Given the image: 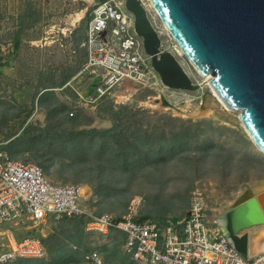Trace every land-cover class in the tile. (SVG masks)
Returning a JSON list of instances; mask_svg holds the SVG:
<instances>
[{
    "label": "rangeland",
    "instance_id": "rangeland-1",
    "mask_svg": "<svg viewBox=\"0 0 264 264\" xmlns=\"http://www.w3.org/2000/svg\"><path fill=\"white\" fill-rule=\"evenodd\" d=\"M98 1L0 0V147L9 136L24 135L10 154L40 164L52 181L88 185V214L122 216L137 196L140 217L176 220L198 191L210 214L223 216L240 193L264 179V154L247 134L240 110L227 109L214 95L209 79L180 53L148 0L143 2L163 49L203 84L174 91L125 83L95 105H80L72 88L64 87L85 61L81 42ZM86 81L82 74L74 84ZM45 91L53 94L40 100ZM61 103L68 108L62 110ZM111 104L114 110L127 108L117 116ZM120 154L128 156V163ZM12 226L18 238L44 240L47 250L45 257L16 264H91L85 258L91 250H98L105 264H151L132 258L121 231L87 230L84 217L37 223L23 218ZM5 248L1 235L0 251Z\"/></svg>",
    "mask_w": 264,
    "mask_h": 264
},
{
    "label": "built area",
    "instance_id": "built-area-1",
    "mask_svg": "<svg viewBox=\"0 0 264 264\" xmlns=\"http://www.w3.org/2000/svg\"><path fill=\"white\" fill-rule=\"evenodd\" d=\"M81 47L85 49L86 59L64 85L72 88L80 105H95L111 98L115 89L125 83L131 87L151 83L167 87L153 67L125 0H100L93 5ZM82 74L87 77L86 84L75 86L74 81ZM2 95L0 85V99ZM89 192L90 187L83 183L50 180L40 164L15 159L0 147V236L6 238V248L0 251V264L45 257L43 241L36 236L18 238L12 224L23 218L37 223L50 217H84L87 230L103 233L119 230L124 234L125 250L140 262L264 264V251L246 255L234 246L220 223L222 216L210 214L198 191H194L182 218L168 217L164 221L140 217L141 199L137 196L122 216L108 212L88 214L84 202ZM85 258L91 264H105L98 250L89 251Z\"/></svg>",
    "mask_w": 264,
    "mask_h": 264
},
{
    "label": "water",
    "instance_id": "water-1",
    "mask_svg": "<svg viewBox=\"0 0 264 264\" xmlns=\"http://www.w3.org/2000/svg\"><path fill=\"white\" fill-rule=\"evenodd\" d=\"M154 11L191 67L210 80L264 154V0H150ZM162 83L195 90L201 83L168 49L142 0H125ZM226 234L246 255L250 229L264 225V179L248 186L221 217Z\"/></svg>",
    "mask_w": 264,
    "mask_h": 264
},
{
    "label": "bare ground",
    "instance_id": "bare-ground-1",
    "mask_svg": "<svg viewBox=\"0 0 264 264\" xmlns=\"http://www.w3.org/2000/svg\"><path fill=\"white\" fill-rule=\"evenodd\" d=\"M148 5L150 8H152V10L154 11L151 1L148 0ZM154 13L156 14V12L154 11ZM157 15V14H156ZM180 51V50H179ZM181 53V51H180ZM204 79H209V85L212 88L214 95L217 96V98L223 103V100L219 97V95L216 93V91L214 90V88L211 86L210 84V80L213 78V75H204L202 76ZM198 82L201 83V85L203 84V81H199ZM228 109V107H226ZM229 205H234V203H230ZM224 218L220 219V223L221 225L224 224ZM250 232V236H249V250L251 251L252 254L256 255L258 253H261L262 251H264V225H260V226H254L250 229H247Z\"/></svg>",
    "mask_w": 264,
    "mask_h": 264
},
{
    "label": "trees",
    "instance_id": "trees-1",
    "mask_svg": "<svg viewBox=\"0 0 264 264\" xmlns=\"http://www.w3.org/2000/svg\"><path fill=\"white\" fill-rule=\"evenodd\" d=\"M19 44H20V34L17 36V38H16V40H15V46L16 47H18L19 46ZM1 65V64H0ZM1 71H0V76H1ZM69 78H71V76L69 77ZM68 80V79H67ZM46 92V93H45ZM42 95H41V97L39 98L40 100H42L43 98H46L48 95H50L52 92L51 91H45ZM53 94V93H52ZM60 101V100H59ZM61 106H62V110L63 109H67L68 108V106L65 104V103H61ZM110 108H111V110H112V112L115 114V115H119L120 114V112H121V109H126L127 108V106H121L120 107V110H114L113 109V105L111 104V106H109ZM33 127V125L32 124H28L27 125V127ZM26 127V128H27ZM81 133H84V131H82ZM80 134V133H79ZM12 137V135L11 136H9V138L8 139H10L7 143H6V145L5 146H3V147H1L2 149H4L5 151H7L9 154L10 153H12L13 151H14V148L15 147H19V145L21 144V142L24 140V135H19V136H16V137H13V138H11ZM119 158H121V159H123V160H125V163H128V160H127V158H128V156L127 155H124V154H120V157ZM150 215H144L143 216V218H147V217H149ZM83 219V218H82ZM81 219V220H82ZM165 219V216H161L160 217V221H162V220H164ZM43 243H44V240H43Z\"/></svg>",
    "mask_w": 264,
    "mask_h": 264
},
{
    "label": "crops",
    "instance_id": "crops-1",
    "mask_svg": "<svg viewBox=\"0 0 264 264\" xmlns=\"http://www.w3.org/2000/svg\"><path fill=\"white\" fill-rule=\"evenodd\" d=\"M85 36H86V32H85ZM84 39H85V37H84ZM84 39H83V40H84ZM83 40H82V41H83ZM81 43H82V42H81ZM83 49H84V48H83ZM84 52H85V49H84ZM85 59H86V52H85ZM85 59H84V60H85Z\"/></svg>",
    "mask_w": 264,
    "mask_h": 264
}]
</instances>
